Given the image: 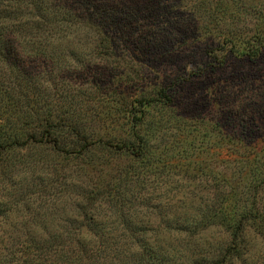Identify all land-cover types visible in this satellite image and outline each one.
Listing matches in <instances>:
<instances>
[{
	"label": "rangeland",
	"instance_id": "rangeland-1",
	"mask_svg": "<svg viewBox=\"0 0 264 264\" xmlns=\"http://www.w3.org/2000/svg\"><path fill=\"white\" fill-rule=\"evenodd\" d=\"M109 2L117 5V18L106 16L103 23L116 36L127 31L137 40L133 49L127 47L128 56H140L134 48L143 47L151 31L156 34L149 42L153 53L130 59L141 78L137 85L169 71L198 74L180 88L176 112L185 121L174 119L168 109H151L158 127L149 138L154 153L148 161L106 151L77 160L35 144L11 149L2 164L15 161V167L0 171V197L5 196L0 201V264H24L25 258L33 264L38 253L32 241L39 234L45 240L57 234L80 240L76 254L81 264H132L143 254L144 261L155 262L151 264H264V169L250 173L245 163L255 156L253 146L263 149L258 138H264V49L256 59L227 51L232 43L234 49L242 48L264 30V0ZM157 3L165 9L157 11ZM158 12L173 17L164 20ZM89 50L83 46L82 52ZM212 54L215 58H208ZM118 65L121 70L123 62ZM92 74L99 75L93 70L90 78ZM63 80L73 84L79 75L69 72ZM132 80L124 70L112 83L95 81L105 94L81 104L77 119L84 118L103 136L122 134L125 105L116 99L135 94ZM94 104L97 117L92 119ZM262 152L257 154L264 160ZM227 197L233 210L248 206L261 213L235 241L219 225L200 224L207 208L219 206L220 199L224 204ZM107 241L110 247L104 248ZM139 241L145 244L141 247ZM70 262L77 264L76 257Z\"/></svg>",
	"mask_w": 264,
	"mask_h": 264
},
{
	"label": "trees",
	"instance_id": "trees-1",
	"mask_svg": "<svg viewBox=\"0 0 264 264\" xmlns=\"http://www.w3.org/2000/svg\"><path fill=\"white\" fill-rule=\"evenodd\" d=\"M67 5H70L72 10L66 8ZM165 7L162 3L158 5L157 11L164 10ZM116 8L117 5L110 4L109 0H0V171L9 172L15 167V161H11L9 165L2 164L11 149L28 148L31 144L61 152L65 155L63 157L77 160L106 151L122 155L133 162L148 161L154 153L151 151L149 138L158 127V121L151 117V109L156 106L168 109L173 113L174 119L185 121L176 112L177 105L182 102L180 88L185 87L183 83L188 87L193 82L191 77H199L198 74L189 71L188 78L182 79L181 77L187 74L184 69L169 71L161 79L137 85L136 81L141 78L137 72L134 73L130 59L139 61L141 57H145V52L153 53L152 44L149 42L151 39L155 40L156 34L151 31V38H146L144 46L134 48L140 56H128L130 48L127 47H134L136 38H129L127 31L116 36V32L109 28L110 25L103 23L106 16L113 18L112 20L117 18L114 14ZM78 10L81 12L78 13ZM82 11H86V15ZM157 14L164 20L166 17H173H165L162 12ZM257 33L261 34L249 37L242 48L234 49L232 43L227 51L236 52L247 59L258 58L264 49V35L261 36L264 30H258ZM248 41L250 45H247ZM83 46L89 47L90 50L82 52ZM223 57L225 58L224 55ZM208 58L215 56L208 55ZM119 61L123 62L121 70L118 69ZM93 70L101 77L92 74L90 78V71ZM124 70L132 74L131 83L136 85L133 96L126 95L122 98L117 95L116 99V102L120 101V105H125L122 119L127 128L122 134L113 132L111 136H103L99 130L92 128V124L84 123V118H81L83 115L80 117L81 121L77 119L82 109L81 104L91 100L90 97L94 98L96 93L105 94L100 92L97 88L99 84L95 81L112 83L116 81V75H121ZM69 72L78 74L79 81L70 84L63 80ZM125 79L124 82L128 81ZM122 81L119 80L118 85H123ZM119 93L120 91L116 92ZM95 107L96 105L89 111L92 119L97 117ZM141 126H148V129L142 131ZM248 131L251 132V129ZM258 140L263 142L264 149V138ZM253 148L255 156L250 160L251 163L245 159V163L250 164V173L261 167L264 169V160L257 154L263 149L254 146ZM217 185L219 184L214 185L215 190L217 189L214 194L216 197L219 196ZM0 188H3L2 185ZM97 188L98 186H94L93 190ZM90 192L85 193L87 195ZM4 197H0V201ZM224 199L227 200L224 204L220 199L219 206L213 204L207 208V212L200 217V224L225 228L230 241L241 239L247 222L259 219L261 213H256L248 206L233 210V206L228 204L230 197ZM79 243L80 240H65L58 234L45 240L42 234H39L38 238L32 241L38 254H31V263L72 264L70 259L75 256L77 264H81V257L76 254ZM101 243L103 245V240ZM104 243V248L110 247L108 241ZM138 243L140 246L145 244L143 241ZM60 244L63 245L58 246ZM64 245L65 249H61ZM143 255L133 259L132 264L155 263L152 260L144 261ZM29 261L25 258L22 262L29 264Z\"/></svg>",
	"mask_w": 264,
	"mask_h": 264
}]
</instances>
